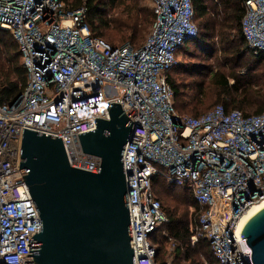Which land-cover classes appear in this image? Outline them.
<instances>
[{"label":"built area","instance_id":"obj_1","mask_svg":"<svg viewBox=\"0 0 264 264\" xmlns=\"http://www.w3.org/2000/svg\"><path fill=\"white\" fill-rule=\"evenodd\" d=\"M151 1V34L134 48L93 35L85 6L0 0V29L12 32L27 71L25 89L0 99V264H34L27 244L41 230L19 169L23 128L61 137L72 166L97 171L100 158L83 152L78 134L95 129L96 117L109 118L108 101L133 121L123 168L135 264H169L150 239L168 222L152 186L157 174L192 189L203 208L193 244L206 238L220 264H254L240 222L264 200V111L245 115L217 104L201 116L179 114L167 77L180 49L198 37L195 9L192 0ZM243 1L242 32L258 55L264 0Z\"/></svg>","mask_w":264,"mask_h":264},{"label":"water","instance_id":"obj_2","mask_svg":"<svg viewBox=\"0 0 264 264\" xmlns=\"http://www.w3.org/2000/svg\"><path fill=\"white\" fill-rule=\"evenodd\" d=\"M106 104L109 118L78 134L83 152L100 158L97 171L72 166L61 137L23 128L19 169L41 223L27 244L34 264H135L123 168L133 121L119 102ZM240 236L264 264V205Z\"/></svg>","mask_w":264,"mask_h":264},{"label":"trees","instance_id":"obj_3","mask_svg":"<svg viewBox=\"0 0 264 264\" xmlns=\"http://www.w3.org/2000/svg\"><path fill=\"white\" fill-rule=\"evenodd\" d=\"M63 1L70 10L85 6L86 22L92 34L113 46L124 44H115L113 35H107L105 30H116L120 34L119 41L126 39L134 48H140L145 42L146 34L149 33V26H153L156 19L153 10L143 20H135L131 16L130 11L135 9L133 7H139L138 0ZM192 1L198 37L187 42L178 55H192L193 52L187 45L191 42L203 48L210 44L215 46L212 49L223 52L225 61L224 68L210 70V81L216 89L214 106L223 104L228 110L239 109L245 115L263 112L264 82L256 81L255 77L260 69L264 74V52L256 55L243 35L241 23L246 12L244 1ZM247 57L250 60H246ZM205 67L196 60L181 59L169 72L167 79L174 91V107L179 114L188 115L189 112H195V115L190 116H201L207 112L200 113L197 104L200 103L198 97L205 95V80L190 82L184 80L196 75L197 70H203ZM26 85L27 71L21 59L18 43L11 31L0 29V99L3 102L12 101ZM152 186L168 217V222L150 236L157 247L158 260L169 264H205V261L220 264L206 238H200L195 244L191 241L193 227L203 211L195 201L192 189L172 185L159 174L153 177ZM168 196L183 200L167 205L165 201ZM182 203L186 205L185 208H181ZM168 244L175 245V255L171 262L166 257Z\"/></svg>","mask_w":264,"mask_h":264},{"label":"rangeland","instance_id":"obj_4","mask_svg":"<svg viewBox=\"0 0 264 264\" xmlns=\"http://www.w3.org/2000/svg\"><path fill=\"white\" fill-rule=\"evenodd\" d=\"M139 3V7H133L135 8L134 10H131V16L135 19V20H143L144 18H146L147 16H149L152 12V10L154 11V7L152 4L151 0H138ZM112 12H110V14H112ZM155 14V11H154ZM149 33L146 34L145 36V42L148 39L149 35L151 34V30H152V26H149ZM105 33L107 35L112 34L114 39H115V44H127L131 42L129 40H118L120 34L113 29H109V30H105ZM123 41V42H122ZM144 42V43H145ZM193 54L192 55H188V54H184V55H178V59H185V60H196L201 62L205 67V69L203 70H197L196 71V75L194 76H189L187 78H184L185 81L190 82L193 80H205V91L202 97H198V100L200 101V103H197L200 107L199 112L203 113L205 111H208L209 109H211L215 104H216V89L214 88L213 84L210 81V70L211 68L219 69V68H224L223 63L225 61L224 58V53L217 51L215 49H212L213 46L212 44H210L209 46H206L203 48V46H199L198 44H194L193 42L188 43L187 44ZM196 46V48H195ZM207 47H209V49H207ZM211 48V49H210ZM246 60H250L249 57H247ZM256 81H260L261 83L264 82V74H263V70H259L256 73V77H255ZM196 100H194V102H196ZM188 115H195V112H189L187 113ZM181 200V198L179 197H174V196H168L166 199V204L167 205H173L175 203H179ZM181 208H185L186 205H184V203H182ZM175 255V245L174 244H168L167 245V260L168 261H172V257Z\"/></svg>","mask_w":264,"mask_h":264},{"label":"bare ground","instance_id":"obj_5","mask_svg":"<svg viewBox=\"0 0 264 264\" xmlns=\"http://www.w3.org/2000/svg\"><path fill=\"white\" fill-rule=\"evenodd\" d=\"M19 151V149H17V152ZM264 205V200L258 202L257 204H255L246 214L245 216L242 218L241 222H240V228H242V226L244 225V223L247 221V219L257 210L259 209L261 206Z\"/></svg>","mask_w":264,"mask_h":264}]
</instances>
